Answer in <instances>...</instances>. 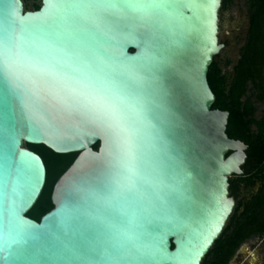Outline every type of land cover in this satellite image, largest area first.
<instances>
[{
  "label": "water",
  "instance_id": "water-1",
  "mask_svg": "<svg viewBox=\"0 0 264 264\" xmlns=\"http://www.w3.org/2000/svg\"><path fill=\"white\" fill-rule=\"evenodd\" d=\"M78 2L40 0L32 10L0 0V39L15 43V94L0 106V264H202L236 206L229 180L244 175L248 150L228 136L229 112L213 108L207 78L224 46L223 0H164L173 7L142 14L64 7ZM30 55L72 79L37 76ZM97 95L127 113L137 162L130 191L114 183L121 134L93 110ZM25 144L77 154L39 221L27 213L46 167ZM13 209L34 238L15 236Z\"/></svg>",
  "mask_w": 264,
  "mask_h": 264
},
{
  "label": "trees",
  "instance_id": "trees-1",
  "mask_svg": "<svg viewBox=\"0 0 264 264\" xmlns=\"http://www.w3.org/2000/svg\"><path fill=\"white\" fill-rule=\"evenodd\" d=\"M230 3L231 0H223L221 11L227 9ZM24 6L28 8L26 4ZM39 7L40 0H35L32 10ZM248 7L249 28L237 63L231 72L225 73L222 60L216 56L209 67L207 78L216 96L213 108L229 112L228 136L248 145L244 175L230 178V195L236 200L243 188L257 183L260 187L251 198L236 201L227 225L202 264H228L244 241L253 236L264 237V112L258 118L255 105V102L264 104V0H248ZM249 90H253V93L248 96ZM253 96L256 101L252 99ZM25 147L39 154L46 167L43 190L27 213L28 217L39 221L52 209L50 196L54 183L77 154H56L43 145L25 144ZM93 148L97 149L98 145Z\"/></svg>",
  "mask_w": 264,
  "mask_h": 264
},
{
  "label": "snow or ice",
  "instance_id": "snow-or-ice-1",
  "mask_svg": "<svg viewBox=\"0 0 264 264\" xmlns=\"http://www.w3.org/2000/svg\"><path fill=\"white\" fill-rule=\"evenodd\" d=\"M64 7L89 9V8H106V9H122L131 13L142 14L148 12H155L156 10H165L173 7L172 5L165 3L164 0H80L78 3L64 5ZM0 47H3L5 52V66L3 70H0V106L8 103L9 98L15 94L13 84V74L9 70L7 60L12 53L15 43L13 39L5 35L0 39ZM65 55L69 58L78 57L80 54L72 51H68ZM29 61L33 67V71L37 76L49 75L60 76L72 79L62 70V66L57 64H51L49 62L41 60L35 55L28 56ZM134 94V93H133ZM83 95V94H82ZM95 104L93 110L101 109L99 114L105 121L109 123V126L118 130V134H121L122 140V153L119 161L120 171L117 174L119 178L114 180V183L119 187H126L129 191L136 185V151H135V138L129 131L127 124V113L125 108L121 104L112 102L108 97L104 95H97L93 97ZM126 99V98H125ZM84 105V101H73ZM91 103V101H89ZM123 103V102H122ZM126 183H121V181ZM13 226L15 230V236L32 237L28 227L23 225L19 218V213L13 209L11 213V219L8 222ZM0 227H3V218L0 216ZM11 235V234H10ZM13 242H16L14 239ZM5 250H8L10 246L4 245ZM114 253H120L121 249L117 245H112Z\"/></svg>",
  "mask_w": 264,
  "mask_h": 264
},
{
  "label": "rangeland",
  "instance_id": "rangeland-1",
  "mask_svg": "<svg viewBox=\"0 0 264 264\" xmlns=\"http://www.w3.org/2000/svg\"><path fill=\"white\" fill-rule=\"evenodd\" d=\"M23 2L27 5V9H32L35 0H23ZM249 15L248 0H231L229 7L222 13L220 18L221 30L219 39L220 43L224 44V46L218 57L223 62L222 68L225 73L232 71L233 66L237 63L240 57V51L245 43L248 33ZM249 87L252 89L251 84H249ZM252 93L253 90H249L247 95H252ZM252 99L256 101L254 96ZM255 105L257 107L256 116L260 118L264 112V104L261 102H255ZM232 178L234 179L235 177ZM259 187L260 184L257 183L252 187L243 188L236 201H245L251 198L253 194L257 193ZM240 249H247L248 251L254 249V252L257 253L254 254L255 257L260 259V264H264V237L253 236L247 239L241 244L232 258L237 255Z\"/></svg>",
  "mask_w": 264,
  "mask_h": 264
},
{
  "label": "flooded vegetation",
  "instance_id": "flooded-vegetation-1",
  "mask_svg": "<svg viewBox=\"0 0 264 264\" xmlns=\"http://www.w3.org/2000/svg\"><path fill=\"white\" fill-rule=\"evenodd\" d=\"M223 11L220 10L219 18H221ZM221 30V25H220ZM220 41V39H219ZM254 249L247 250V249H240L236 256H234L229 264H260V259L255 257Z\"/></svg>",
  "mask_w": 264,
  "mask_h": 264
}]
</instances>
